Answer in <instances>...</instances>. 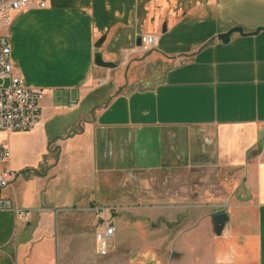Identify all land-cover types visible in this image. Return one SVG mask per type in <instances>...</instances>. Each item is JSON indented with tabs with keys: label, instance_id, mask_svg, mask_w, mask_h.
<instances>
[{
	"label": "crops",
	"instance_id": "crops-1",
	"mask_svg": "<svg viewBox=\"0 0 264 264\" xmlns=\"http://www.w3.org/2000/svg\"><path fill=\"white\" fill-rule=\"evenodd\" d=\"M236 26L264 29V0H51L12 14L0 35L44 100L36 129L0 132L2 196L30 214L0 212V264H264V32L216 39ZM144 35L158 43L139 58ZM201 169L216 185L197 194L187 180ZM131 172L158 182L156 198L122 188ZM105 219L109 258L94 240Z\"/></svg>",
	"mask_w": 264,
	"mask_h": 264
},
{
	"label": "built area",
	"instance_id": "built-area-1",
	"mask_svg": "<svg viewBox=\"0 0 264 264\" xmlns=\"http://www.w3.org/2000/svg\"><path fill=\"white\" fill-rule=\"evenodd\" d=\"M51 0H0V29L9 26L12 14L22 9L36 7L46 9ZM140 45L136 46L142 54L151 53L158 40L153 35L140 36ZM124 59L128 53L123 52ZM44 93L25 85L20 72L14 68L11 58L10 42L7 36L0 35V132H30L36 129L41 121V104ZM73 104L70 105L72 107ZM9 152L0 145V164L9 159ZM9 175L0 171V212H15L19 218L28 219L30 214L14 211L13 204L2 196L8 187ZM111 211H114L112 209ZM114 227L106 219L95 234L97 255L105 256L109 250Z\"/></svg>",
	"mask_w": 264,
	"mask_h": 264
},
{
	"label": "rangeland",
	"instance_id": "rangeland-1",
	"mask_svg": "<svg viewBox=\"0 0 264 264\" xmlns=\"http://www.w3.org/2000/svg\"><path fill=\"white\" fill-rule=\"evenodd\" d=\"M236 27H238V26H236ZM222 33H224V32H222ZM248 34H251V33H248ZM147 54H150V53H147ZM147 54H139V58L144 57ZM31 56L32 57H31L30 65H32V68L35 71H37L39 74H41V72L46 71V69L49 66H47V64H44L42 58L40 56H38L36 53L32 54ZM44 66L46 67V69H44ZM199 171H201V173L190 174V177H188V180H187L188 181L187 183L190 182L191 188H192V185H194L196 189L198 188V191H196L197 194H198L199 191L201 192V190H199V189H202V190H204L206 192L208 190L207 187H209V186L211 187L212 185H216V183L214 181H211L212 179H211L210 176H208V175L206 176L204 174V169H201ZM199 171H197V172H199ZM194 177H195V179H194ZM158 180H160V182L162 181L161 178H158ZM122 183H123L122 188L125 189V191L129 190L130 192L131 191L134 192L133 194H129V195H133V196H136L138 198L140 196H144V197L148 196V197H150L152 199L156 198V195H157L156 191L158 190V186H157L158 182L155 181L154 179L150 181V177H149V180L144 179L141 172L140 173L131 172V173H128V175L126 174L125 175V179L123 180ZM161 183H163V182H161ZM135 207L139 208L140 206L137 205ZM155 222H158V221L156 220ZM158 227H159L158 223H152V228L155 229V228H158ZM111 251H112V249L110 247V250L107 251V255H105L106 258L110 257Z\"/></svg>",
	"mask_w": 264,
	"mask_h": 264
},
{
	"label": "water",
	"instance_id": "water-1",
	"mask_svg": "<svg viewBox=\"0 0 264 264\" xmlns=\"http://www.w3.org/2000/svg\"><path fill=\"white\" fill-rule=\"evenodd\" d=\"M261 31L264 32V29H258L255 32H251V34H246L244 32L243 28L236 27V28H232V29L228 30L227 32H224L222 34L217 35L216 39L219 42H221L222 44H227L229 42V40H230L231 35H233V34H239L240 36H251V35H255V34H257L258 32H261ZM137 39L138 40L136 42V46H139L140 45V38L138 37ZM96 58H97V63L100 66H102L104 68L113 67V65L111 63H108V64L101 63V60H100L101 56L100 55H97ZM224 221H225V216L222 213L214 214V224H215V229H216L217 232L219 230H221ZM136 259L137 258H134L133 262L135 264H139ZM153 262H154L153 260H150V261L145 260L144 264H153Z\"/></svg>",
	"mask_w": 264,
	"mask_h": 264
},
{
	"label": "flooded vegetation",
	"instance_id": "flooded-vegetation-1",
	"mask_svg": "<svg viewBox=\"0 0 264 264\" xmlns=\"http://www.w3.org/2000/svg\"><path fill=\"white\" fill-rule=\"evenodd\" d=\"M140 262H142V261H140ZM142 264H143V262H142Z\"/></svg>",
	"mask_w": 264,
	"mask_h": 264
}]
</instances>
